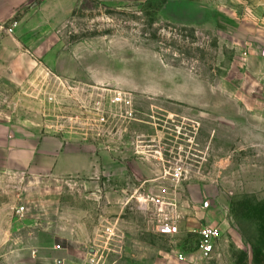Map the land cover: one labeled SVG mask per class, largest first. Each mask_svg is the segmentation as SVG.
Here are the masks:
<instances>
[{
	"label": "rangeland",
	"instance_id": "374dc122",
	"mask_svg": "<svg viewBox=\"0 0 264 264\" xmlns=\"http://www.w3.org/2000/svg\"><path fill=\"white\" fill-rule=\"evenodd\" d=\"M190 1L83 0L49 53L91 82L39 66L25 90L0 83V107L35 102L41 127L95 93H128L135 112L105 143L71 140L96 153L83 178L0 173V264H181L205 225L220 239L198 264H264V0ZM142 196L177 202L178 235L156 233Z\"/></svg>",
	"mask_w": 264,
	"mask_h": 264
},
{
	"label": "crops",
	"instance_id": "0c3cea01",
	"mask_svg": "<svg viewBox=\"0 0 264 264\" xmlns=\"http://www.w3.org/2000/svg\"><path fill=\"white\" fill-rule=\"evenodd\" d=\"M83 0H0V83L24 86L42 79L39 66L61 77L91 82L89 75L67 53L51 57V42ZM106 6L141 5L148 0H92ZM190 3V0H171ZM12 22V36L4 29ZM50 52V53H49ZM21 99V98H20ZM12 111L0 107V173L20 172L37 181L83 178L95 165L88 145L44 134L39 106L23 100ZM29 102V103H28ZM26 104L32 105L27 108Z\"/></svg>",
	"mask_w": 264,
	"mask_h": 264
},
{
	"label": "built area",
	"instance_id": "2783aa9c",
	"mask_svg": "<svg viewBox=\"0 0 264 264\" xmlns=\"http://www.w3.org/2000/svg\"><path fill=\"white\" fill-rule=\"evenodd\" d=\"M16 27L17 22H12L4 31L8 36H12ZM38 84L35 85L37 96H43L42 89H38ZM82 97L75 100L78 105L77 111L69 116L53 115V118L49 120L47 118L49 115L42 112L44 118L43 133L67 141L105 143L113 136L114 132V135H116V131L118 133L121 130L118 125L134 120L135 112L132 109L134 98L128 93L113 92L109 100L100 93L90 94L89 99ZM53 99L48 96L49 102H52ZM182 169L177 171L175 178L180 179L182 177ZM140 199L143 204L151 205L154 208V211L150 212V216L158 235L170 237L178 235L180 216L177 202L163 196H142ZM32 211H35V207H29L26 204L14 209L17 217H24ZM106 226V232H111L110 224L107 223ZM194 233L197 236V246L192 260L184 252H178L176 254L178 263L198 264L207 262L212 258L220 239V231L213 226L205 225Z\"/></svg>",
	"mask_w": 264,
	"mask_h": 264
}]
</instances>
